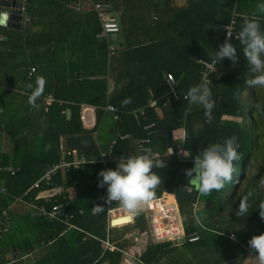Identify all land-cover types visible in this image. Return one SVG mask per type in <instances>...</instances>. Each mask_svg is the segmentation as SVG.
Returning a JSON list of instances; mask_svg holds the SVG:
<instances>
[{
	"label": "trees",
	"instance_id": "obj_1",
	"mask_svg": "<svg viewBox=\"0 0 264 264\" xmlns=\"http://www.w3.org/2000/svg\"><path fill=\"white\" fill-rule=\"evenodd\" d=\"M110 2L114 8L115 3ZM260 3L264 0H157L151 15L121 12L115 35L119 44L112 54L107 50L110 37L95 36L100 26L94 11L73 12L66 8L65 0H33L29 4L36 17L33 23L40 25L39 31L43 32L40 46L44 58L40 66L33 68L36 72L28 83L35 86L36 77H44L43 95L50 93L55 100L45 105L42 95L37 101L38 110H27L23 115L20 100L14 101L10 94L4 96L0 92V135L6 136L11 151L0 152V186L4 189L0 192V264H119L121 252L133 243V236L125 238L124 233L146 231L147 223L139 214L132 222L116 228L108 226L105 212L92 214L91 207L99 204L92 199L97 195L98 179H102L98 174L103 170L97 158L104 150L110 159L107 169H115L121 158L133 156L132 143L144 136L143 126L149 122H154L160 152L175 148L176 135L182 128V147L192 157L209 144L222 143L235 135L241 160L234 162L233 182L209 196L182 187L189 184L185 170L193 166V161L168 159L165 165L153 169L161 177L156 196H173L183 233L196 231L198 239L150 243L139 254L142 263L165 264L162 258L167 251L169 254L178 246L191 247V257L185 264H248L247 259H257L256 253H251L252 257L245 248L252 236L264 233V219L258 208L264 201V88L246 85L250 71L237 37L244 16L258 19L264 31V13L257 9ZM231 17L234 24L230 42L236 46L240 59L235 65L228 59L214 63L208 82L215 107L211 117L206 118L203 107L190 105L184 95L191 86L200 84L201 66L197 59L214 60L218 44L226 40L223 32ZM22 35L18 32L8 38L10 42L0 50V58L6 55L5 48L9 49L11 42L20 40ZM73 38L77 39L73 51L86 70H66L59 79L54 54ZM166 72L173 75L175 89V96L167 100L163 98L167 92ZM106 74L111 75L113 82L108 94ZM89 75L93 77L87 78ZM12 83L17 84L15 80ZM128 97L132 102L122 107L121 102ZM152 99L160 108L159 115L148 106ZM80 103L94 105L96 120L91 130L80 125ZM106 103L116 108V117L111 114V123L105 128L107 135L101 137ZM139 107H143V113L136 123L131 111ZM66 108L70 110L67 118ZM92 132H96V139L91 146L61 153L64 146L59 147L60 137ZM166 132L173 134L171 141H165ZM124 134L129 136L119 138ZM112 139L114 142L109 143ZM49 144L52 147L46 151ZM80 154L90 162L61 165ZM6 165L14 170L12 174L4 169ZM46 172L48 180L41 179ZM68 188L74 192L71 197ZM56 189L60 191L47 198L38 196ZM250 191L253 196L248 200V213L239 217V200ZM14 203H18L16 207ZM21 204H27L26 209L21 210ZM31 204L46 210L53 204H63V212L70 215L68 221L76 228L31 214ZM129 221L130 217L122 218L113 224ZM106 227L107 239L114 246L111 250L101 242ZM232 234L235 240L230 239ZM172 262L177 264L179 259Z\"/></svg>",
	"mask_w": 264,
	"mask_h": 264
},
{
	"label": "clouds",
	"instance_id": "obj_2",
	"mask_svg": "<svg viewBox=\"0 0 264 264\" xmlns=\"http://www.w3.org/2000/svg\"><path fill=\"white\" fill-rule=\"evenodd\" d=\"M257 9L260 13H264V3L258 4ZM226 32L229 39H226L214 51V63L228 59L235 65L240 56L236 46L230 42L231 31L226 28ZM237 38L241 45L243 58L247 61L250 71V76L245 81L246 85L250 88H264V31L261 30L259 20L244 16ZM45 86L46 80L42 76L36 77L35 86L31 83L26 84V87L31 89L27 102L32 108L39 107L37 101L43 95ZM184 98L190 105L202 106L205 117H211L215 101L212 99L208 81L191 86ZM131 102L130 97L125 98L121 102V106L125 107ZM51 147V144L46 145L45 150L48 151ZM239 148L238 137L233 135L222 143L209 144L195 157H192L189 151H182L181 154L186 159L193 160V166L186 169L185 174L200 195L209 196L214 191L223 190L226 184L233 182L236 172L234 162L241 160ZM172 152L173 149L169 154ZM161 166L154 155L145 153L130 155L126 160L121 158L115 169L101 170L98 177H102V179H98L97 186L102 188L107 185V195L104 197L103 205L97 204L91 207L92 214L100 215L105 212L108 206L116 203L130 216L139 215L156 197V189L161 184V177L153 169ZM252 196L253 192L250 191L239 200L237 216L243 217L248 213V200ZM258 208L260 217L264 219V201L259 204ZM230 239L235 240V234H232ZM248 244L250 250L256 253L258 264H264V233L252 236Z\"/></svg>",
	"mask_w": 264,
	"mask_h": 264
},
{
	"label": "crops",
	"instance_id": "obj_3",
	"mask_svg": "<svg viewBox=\"0 0 264 264\" xmlns=\"http://www.w3.org/2000/svg\"><path fill=\"white\" fill-rule=\"evenodd\" d=\"M156 1L157 0H113V2L115 3V7L113 8L112 6H114V5H112V2H110V0H84L85 5L81 6L79 12L93 11V10H90L87 6V4L90 2H105V3H108L110 5V7L114 11L116 17L119 16V14L121 12L127 13L128 15L140 14V13L146 14V15H149V14L151 15L152 14L151 10L154 7L153 5L156 3ZM32 2H33V0L30 3H24L23 4L22 11L24 12V16L22 18V27L20 30L16 31V30H12V29H9L7 27H4V26H0V50H2V47H5L6 44H8L10 42V41H8V38L13 37V35L18 33V32H23V35H22L23 37L20 39L21 41L20 40L16 41L14 39V41H12L10 44V48L9 49L5 48L6 55H4L2 58H0V92L4 96L7 94H10L11 99L14 101L20 100L19 104H21V108L23 110V115H25L27 113V110H31V109H33L34 111L38 110V108H32L26 101L27 97L31 94V89H28L26 87V84L29 82V80L31 79L30 78L31 75L35 71V69L33 71H30V69L35 68V67L37 68L38 65L40 66L41 65V59L44 58V54H41V50L43 47L40 46L42 44L43 39H44L43 38V32L39 31L40 25H36L33 23V21L36 20L35 19L36 18L35 13L32 11V9L28 8L29 4H31ZM66 8H68V7L66 6ZM68 9L73 11V12H78V11H74L70 8H68ZM117 19H118V17H117ZM23 25H24V27H23ZM35 33H38V34L35 35ZM108 37H110V40L107 39V41H108L107 45L111 44L113 46V51H114V49H116L118 47V44H119L118 38L115 35H113V36L110 35ZM24 38H25V41H24ZM76 40L77 39L73 38L72 41L71 40L69 41V43L66 47L62 48L61 50L56 51V53L54 54V57H55L54 67H55V71L57 70L56 74L59 77V79H62L61 73L63 74V71H66V70L71 71L72 70L74 72V70H77V69L78 70H81V69L86 70V65H83V67L80 66L78 58L76 57V54L73 51V48H75V45H76V43H75ZM107 50H108V48H107ZM113 51L109 52V50H108L109 54H112ZM91 68L92 67L87 68V69H91ZM42 74H43V72L40 75H42ZM76 74H77V76H79L80 71H77ZM80 76L78 78H80ZM92 77L93 76H91V75L87 76V78H92ZM105 77H106V81H107L106 92L108 94L113 88V82L111 79L112 78L111 75L106 74ZM13 80H15L17 82V84H13L12 83ZM31 84H33V83H31ZM48 94L51 95L50 93H47V94H44L42 96V101L45 105H49L51 102H53L55 100L53 98V96L51 95L53 100L50 103H45L44 97ZM21 100L23 103V107H22ZM15 103H16L15 105L18 104V102H15ZM108 104L109 103H106L103 106V110H104L105 115H104L102 122L100 124V127H103V130H101V133H100L101 137L107 135L105 128L107 125H109L111 123V114H112L113 118L116 117V115H115L116 111L110 112V111L106 110L105 107ZM109 105H112V104H109ZM11 108H13V107H11ZM135 109H137V108H135ZM66 110H69V108L65 109V116H66ZM94 110H95L94 105H90L87 103L86 104L80 103L78 106V113H79L78 115H79L80 125L85 130H91L92 127L94 126V123L96 120ZM115 110H116V108H115ZM0 112H1V108H0ZM69 115H70V110H69ZM69 115L66 116V118L69 117ZM157 115H159V114H157ZM85 134L91 135L92 143H93L94 138H95L94 135L96 134V132L95 133L94 132L85 133ZM74 135H82V134H74ZM124 135H128V134H124ZM156 135L157 134L155 132L150 136V141L152 143V145L150 146L152 154H154V153L160 154L164 151L163 150L160 152L158 150L157 146H158L159 142H158V136H156ZM67 136H70V135H67ZM144 136H145V134H144ZM170 136H171V138H170V141H171L173 139V134L170 133ZM65 137L66 136H64V137L62 136L59 138V147L64 146L63 148H61V153H65V150H70V153H74L75 149H79V148H67L64 144V138ZM127 137H124V138H127ZM107 140L108 139L106 138V141ZM150 141H149V145H150ZM133 142H134V144L132 143L133 156L139 155L140 153H139L138 148H137V139L134 140ZM166 142H168V141H166ZM109 143H111V141H109ZM83 148H85V147H83ZM0 152H9L11 154L10 144L8 143L6 136H4L3 134L0 135ZM67 153H68V151H67ZM78 156H81V154ZM78 156H76V158ZM62 160L63 159L61 158V161ZM169 160H170V158H169ZM175 160H177V159H175ZM109 161H110V159H109ZM171 162H173V161H171ZM4 167H11V166L6 165ZM189 184H191L192 189H194V190L197 189L194 187V185L190 181H189ZM189 184H186V185H189ZM182 187H184V185H182ZM68 189L71 190V192L69 190H67L68 194L71 193V196H73L74 195L73 190L71 188H68ZM61 190H63V189L61 188ZM59 191H60V189L51 190V191L48 190V191L41 192L40 194H38V196L44 197L49 192L58 193ZM98 193H99V189H98L97 194ZM165 194H167V193H165ZM167 195H168L169 199H171L175 202V200L171 194L168 193ZM17 204L18 203H14L15 207L17 206ZM175 204H176V202H175ZM176 206H177V204H176ZM26 207H27V204H21L20 205L21 209H26ZM140 215L143 217V220L147 223L145 210H143L140 213ZM196 215H198V214H196ZM106 218H107V215H106ZM124 225H127V224L122 223V224H119L118 226H114V227L121 228ZM107 229L108 228L106 227L104 239L108 238ZM192 232H195L198 235V233L196 231H192ZM189 233H191V232H189ZM189 233H187V234H189ZM142 234H144L145 236L147 235V237H149L148 236V234H149L148 233V224H147L146 231L136 232L135 230H131L127 233H124V237L127 238V237L134 235L136 237H134V236L133 237L137 238V236L140 237V235H142ZM150 243H153V242L152 241L148 242V244H150ZM148 244L145 245V248ZM143 250H144V248L137 251V252L136 251L132 252L129 249L124 250L123 252H121V261L119 264H126V263L127 264H138V263L144 264L139 259L140 258L139 254ZM126 256H128V257L131 256L133 259H135V261L130 260V261L125 262L126 260L124 259V257H126ZM255 261H257V259H255Z\"/></svg>",
	"mask_w": 264,
	"mask_h": 264
},
{
	"label": "built area",
	"instance_id": "obj_4",
	"mask_svg": "<svg viewBox=\"0 0 264 264\" xmlns=\"http://www.w3.org/2000/svg\"><path fill=\"white\" fill-rule=\"evenodd\" d=\"M66 6L74 11H79L82 5L84 4V0H65ZM88 8L90 10H93L96 14V17L99 21L100 29L96 33V37L98 38H106L110 35H116L119 26L117 22V17L110 7L108 3L105 2H90L87 4ZM234 24V17H231V20L229 22V25L226 26L228 30L232 32ZM226 28L224 30V39H229L227 37ZM222 43L218 44V47ZM107 48L109 52L113 51V46L111 44L107 45ZM197 63L200 64V75H199V82L202 81H208V75L214 71V60H203V59H197ZM30 71H33V68L30 69ZM165 84L167 86V92L165 93L164 97L166 100L169 96H175V89H174V78L173 75L170 72L165 73ZM185 97V95H184ZM53 100L51 95H46L44 97L45 103H50ZM165 104V101L162 103ZM148 106L153 107L155 112L157 114H160V108L156 105L155 100H149ZM106 110L110 112H115V108L112 105H106ZM132 117L136 123H139V116L143 113V107L134 109L131 111ZM143 129L145 130V136L142 138L137 139V148L140 154L145 153H151V147L149 145L150 136L156 132V129L154 128V122H149L143 126ZM128 135L120 136V138L127 137ZM177 142L175 144V148L173 149L172 154H169L170 150H172V147L166 148L162 153L160 154H152L157 158V162L160 163L162 166L167 163V160L171 157H174L177 160L180 161H193L192 159H186L181 153L182 151H186L182 147L183 143V130L182 128L176 135ZM114 142V139L111 140V143ZM97 161L101 163L103 170H107V162L109 159L107 158V154L104 151L99 152V157L97 158ZM90 162L86 158H84L82 155L76 158L75 160L71 162H61L62 166H68L70 164L76 166L82 163ZM6 170H9V172L12 174L13 169L11 167L4 168ZM49 172H46L44 175H42L41 179L48 180L49 178ZM37 182L33 184V186H36ZM99 193L92 199L93 202H99V204H104V197L107 195V185L104 187H98ZM184 188L190 191L192 189L191 184L184 185ZM4 189L2 186H0V192H3ZM54 192H49L44 196L47 198ZM32 207L31 214L33 215H44L50 219H57L62 221L64 224L67 225V227L76 228L73 224H71L68 219L70 218L69 214H66L63 212V204H53L50 206L49 210H46L43 206H34L33 204L30 205ZM121 209L118 204L113 203L111 206H108L105 210V214L107 215V220H111L114 217H117L121 215V212H118V210ZM146 212V221L148 224V236L149 239L152 242H162V241H171L173 243H179L181 241H195L198 239V235L195 232H191L189 234H184L182 231V226L180 222V217L178 213V208L175 204V202L168 198V195L165 193H161L160 195L156 196L152 201L148 203V205L145 207ZM81 212V211H79ZM2 215H5V212H1ZM125 214V213H123ZM129 215V214H128ZM134 216H130V221L132 222ZM108 226H118L108 223ZM231 236V235H230ZM102 245L105 249H113L114 246L112 243L108 241L107 238L101 240ZM251 252L250 248H245V252ZM246 252V253H247Z\"/></svg>",
	"mask_w": 264,
	"mask_h": 264
},
{
	"label": "water",
	"instance_id": "obj_5",
	"mask_svg": "<svg viewBox=\"0 0 264 264\" xmlns=\"http://www.w3.org/2000/svg\"><path fill=\"white\" fill-rule=\"evenodd\" d=\"M31 1L32 0H0V26L16 31L20 30L22 27V18L24 16V12L22 11L23 4L30 3ZM68 115L69 110H66V116ZM165 137L166 141H170V132H166ZM64 144L67 148L89 147L92 144V137L89 134L70 135L64 138ZM174 160V157L170 158V161ZM195 213L198 214V210H195ZM116 219H111L109 223L113 224V221ZM11 247L13 248V245H11Z\"/></svg>",
	"mask_w": 264,
	"mask_h": 264
},
{
	"label": "rangeland",
	"instance_id": "obj_6",
	"mask_svg": "<svg viewBox=\"0 0 264 264\" xmlns=\"http://www.w3.org/2000/svg\"><path fill=\"white\" fill-rule=\"evenodd\" d=\"M68 190L71 192L70 189H68ZM69 196L71 197V193H69ZM21 210H23V209H21ZM118 212H121V214H123V213L127 214L122 208L119 209ZM134 237H136V236H134ZM134 237L132 239L133 243H132V245L129 248V250L132 251V252H134V251L137 252V251L145 248V245L148 244V242H151L149 237H147V235L145 236L144 234L140 235L141 238L138 237V236H137V238H134ZM190 248L191 247H187V246H178V247L173 248L172 251L169 254H168V251H167L165 257L162 258L163 263H165V264H173L172 260L174 258H177V259H179V262L177 264H185L184 261L187 262V259H190L189 257H191L190 256V251H191ZM247 253H249V252H247ZM250 255L253 257V254L250 253ZM8 256H10V254H8ZM254 258L247 259L246 263H248V264H256V261H255ZM124 259L126 260L125 262L130 261V260L135 261V259H133L131 256L130 257L126 256V257H124Z\"/></svg>",
	"mask_w": 264,
	"mask_h": 264
},
{
	"label": "bare ground",
	"instance_id": "obj_7",
	"mask_svg": "<svg viewBox=\"0 0 264 264\" xmlns=\"http://www.w3.org/2000/svg\"><path fill=\"white\" fill-rule=\"evenodd\" d=\"M128 217H130V215H128V214H121V215H119V216H117V217H114L113 219H116V220H114V221H118V220H121L122 218H128ZM113 221V222H114Z\"/></svg>",
	"mask_w": 264,
	"mask_h": 264
}]
</instances>
